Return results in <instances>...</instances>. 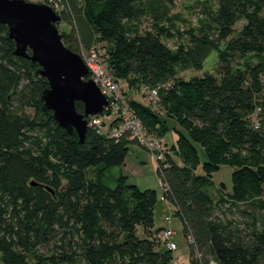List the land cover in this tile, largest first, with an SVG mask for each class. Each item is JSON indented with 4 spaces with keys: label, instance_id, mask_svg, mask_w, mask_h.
<instances>
[{
    "label": "trees",
    "instance_id": "trees-1",
    "mask_svg": "<svg viewBox=\"0 0 264 264\" xmlns=\"http://www.w3.org/2000/svg\"><path fill=\"white\" fill-rule=\"evenodd\" d=\"M153 1L149 10L140 0H59L61 20L71 23L62 39L80 55L108 42L109 70L130 87L134 78L159 87V104L181 121L157 173L191 263L264 264V0H216L207 21L183 31L167 9L174 0ZM9 33L0 22V264H171L174 252L149 233L155 191L112 172L136 140L93 125L81 142L42 111L49 82L38 63L14 53ZM165 37L178 40L176 50ZM213 52L215 73L179 78L181 69L202 70ZM126 104L162 132L152 105ZM76 108L83 113L84 103ZM120 122L116 115L114 129ZM224 165L234 168L232 190L222 186L217 198L213 173ZM225 205L233 218L218 214Z\"/></svg>",
    "mask_w": 264,
    "mask_h": 264
},
{
    "label": "rangeland",
    "instance_id": "rangeland-1",
    "mask_svg": "<svg viewBox=\"0 0 264 264\" xmlns=\"http://www.w3.org/2000/svg\"><path fill=\"white\" fill-rule=\"evenodd\" d=\"M32 2L38 3H46L52 6L56 11L60 12L62 10L59 5V0H28ZM140 5L152 10L154 7L153 0H140ZM169 14L175 16L176 21V30H186L192 26H198L201 23L207 21L208 15L211 11L216 9V0H174L173 4L168 5L167 7ZM166 9V10H167ZM164 10V9H163ZM162 9L159 11H163ZM144 21L143 27L149 26V17H147ZM244 24V21H241L237 24L236 28L240 29ZM57 26L59 27V31H64L71 28V23L66 20H61ZM163 43L171 50H176L179 42L174 38H163ZM108 42L102 41L94 45L96 49V53L98 58L102 60L104 65L106 66L108 73L113 76L117 81L123 82L122 87V97L126 102L130 97L136 100L142 101L145 104L152 105L156 112L162 118L161 129L162 132L159 135L150 130V133L154 135L161 143L162 146H165L166 151L172 148V144H175L180 137L179 130H183L184 127L180 123L181 121L177 119V117H173L169 114L168 110L159 102L152 103L148 100L147 94L145 92L144 86L145 84L141 83V80H135L131 82H137L133 87H130L127 80H123L121 78H117L115 73L109 70L108 66V55L106 53V46H108ZM84 55L82 56L85 64L87 65V59H90L91 55H93L90 50H83ZM95 53V54H96ZM86 59V60H85ZM218 66V57L217 53L213 52L209 58L205 61L204 67L202 70L195 69H181L179 70V78H184V80H188L194 78L196 76H201L205 72L215 73ZM89 78V74L85 77V79ZM129 93V94H128ZM128 103V102H127ZM111 105V102H110ZM110 107V106H109ZM108 107V108H109ZM36 106H30L27 108V111L30 116L38 117ZM112 109H105L99 115H91L89 118V125H96L100 132H111L114 130L112 126L116 114L111 111ZM94 123L93 125H91ZM185 130V129H184ZM186 132V131H185ZM174 138L176 140L174 141ZM178 147V145H177ZM178 149V148H177ZM203 158V157H202ZM233 167L231 166H221L219 169H216L213 173V180L215 182L214 187L212 188V192L215 197L218 198L219 189L223 186L226 191L232 190V172ZM112 172L115 175L126 174L128 176V182L131 184H135L141 189H152L156 193L157 203L154 208V217H155V229L149 230L150 237L155 240L159 248H167L164 240H163V230L164 228H171L174 230V235L172 237L173 241L177 243V250L174 251V260L179 262L180 264H192L190 258V244L189 240L185 236L183 230V221L180 216L177 214L176 208L173 204L167 201L164 198V189L161 184L159 175L157 173V160L154 157L153 153L143 147L138 143H132L129 146V154L126 159V164L122 167H115L112 169ZM198 173H204L202 166H199L197 169ZM262 184L264 187V178L262 180ZM264 200V196H263ZM222 211L219 210L218 214L221 218H233L234 211L228 209V206L225 205L221 208ZM157 228H162L159 231H156ZM142 230V229H141ZM141 235V232H140ZM142 236V235H141ZM210 264H214L211 262Z\"/></svg>",
    "mask_w": 264,
    "mask_h": 264
},
{
    "label": "water",
    "instance_id": "water-1",
    "mask_svg": "<svg viewBox=\"0 0 264 264\" xmlns=\"http://www.w3.org/2000/svg\"><path fill=\"white\" fill-rule=\"evenodd\" d=\"M61 15L49 4L28 0H0V22L9 27L14 53L39 64L49 86L42 93V111H53L59 125L76 132L83 142L91 115H99L110 100L90 78L82 56L69 49L56 25ZM84 103V112L76 102Z\"/></svg>",
    "mask_w": 264,
    "mask_h": 264
},
{
    "label": "built area",
    "instance_id": "built-area-1",
    "mask_svg": "<svg viewBox=\"0 0 264 264\" xmlns=\"http://www.w3.org/2000/svg\"><path fill=\"white\" fill-rule=\"evenodd\" d=\"M90 52L93 55H91L90 59H87L89 78L96 82L102 94L110 100L111 105L107 109H112L111 111L120 117L121 120L119 128L113 130V135L120 136L122 132H128L132 139L153 153L158 165L159 161L165 160V146H162V143L150 133V130L144 125L142 120L137 117L123 100L121 93L123 82L117 81L108 73L102 60L98 58L95 48L91 49ZM83 55L84 53L82 52L81 56ZM144 89L150 102L157 103L160 100L159 87L145 85ZM163 234V240L167 248L173 252L177 250V243L172 239L174 230L164 228ZM171 264L180 263L173 260Z\"/></svg>",
    "mask_w": 264,
    "mask_h": 264
},
{
    "label": "crops",
    "instance_id": "crops-1",
    "mask_svg": "<svg viewBox=\"0 0 264 264\" xmlns=\"http://www.w3.org/2000/svg\"><path fill=\"white\" fill-rule=\"evenodd\" d=\"M176 140V138H174V141Z\"/></svg>",
    "mask_w": 264,
    "mask_h": 264
}]
</instances>
